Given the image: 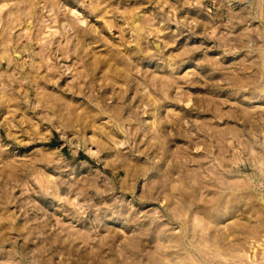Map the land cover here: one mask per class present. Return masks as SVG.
I'll use <instances>...</instances> for the list:
<instances>
[{
	"label": "rangeland",
	"instance_id": "obj_1",
	"mask_svg": "<svg viewBox=\"0 0 264 264\" xmlns=\"http://www.w3.org/2000/svg\"><path fill=\"white\" fill-rule=\"evenodd\" d=\"M261 100L264 0H0V264H264Z\"/></svg>",
	"mask_w": 264,
	"mask_h": 264
},
{
	"label": "clouds",
	"instance_id": "obj_2",
	"mask_svg": "<svg viewBox=\"0 0 264 264\" xmlns=\"http://www.w3.org/2000/svg\"><path fill=\"white\" fill-rule=\"evenodd\" d=\"M81 102H83V101H81ZM259 106H264V100H261V101H257L256 102ZM51 119H53V118H49V122L51 121ZM61 131V129H59V128H57L56 129V132H57V134H59V132ZM55 138V137H54ZM44 147V145H41V146H39V147H36V146H32L31 147V151L32 152H39V151H41V149ZM117 147H120V148H123V147H125V144L124 143H122V142H117ZM57 148H64V140L63 139H60V140H57L56 141V146L55 147H49L48 148V151H50V152H52V153H57ZM101 151V149L100 148H98L97 149V153H99ZM65 155H67V153H65ZM80 157H85V154H81L80 155ZM106 158V157H105ZM58 162V161H57ZM72 164H73V166H75L76 165V161H73L72 162ZM82 174H87V170H84V172L82 173ZM49 175L50 176H56V175H58L54 170H50V172H49ZM65 175H67V174H65ZM42 203H43V205L45 206V207H48L49 206V201H47V200H43L42 199V201H41ZM68 205H69V208L68 209H66V210H70L72 207H77V208H79V207H81V205L79 204V197H76V198H74V199H72V200H70V201H68ZM50 210H52V211H54V209H50ZM59 215H61V216H63V213H60ZM66 222H71L70 221V218H67L66 219ZM107 223L110 225V226H113V227H119L120 225L117 223V221H115V220H109V221H107Z\"/></svg>",
	"mask_w": 264,
	"mask_h": 264
}]
</instances>
